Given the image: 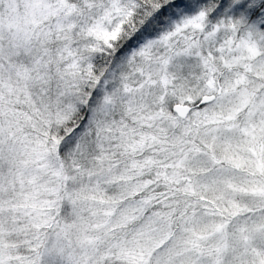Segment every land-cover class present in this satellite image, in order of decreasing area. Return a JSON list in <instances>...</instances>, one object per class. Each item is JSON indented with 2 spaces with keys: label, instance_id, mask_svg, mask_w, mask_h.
Here are the masks:
<instances>
[{
  "label": "snow or ice",
  "instance_id": "snow-or-ice-1",
  "mask_svg": "<svg viewBox=\"0 0 264 264\" xmlns=\"http://www.w3.org/2000/svg\"><path fill=\"white\" fill-rule=\"evenodd\" d=\"M0 264H264V0H0Z\"/></svg>",
  "mask_w": 264,
  "mask_h": 264
}]
</instances>
